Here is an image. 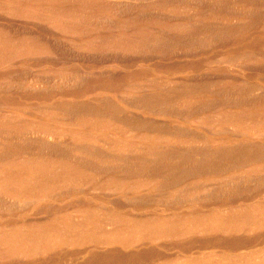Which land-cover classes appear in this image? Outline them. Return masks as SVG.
Returning <instances> with one entry per match:
<instances>
[{
  "label": "bare ground",
  "instance_id": "1",
  "mask_svg": "<svg viewBox=\"0 0 264 264\" xmlns=\"http://www.w3.org/2000/svg\"><path fill=\"white\" fill-rule=\"evenodd\" d=\"M263 32L264 0H0V214L40 215L0 261L264 264V85L151 71L263 69Z\"/></svg>",
  "mask_w": 264,
  "mask_h": 264
},
{
  "label": "rangeland",
  "instance_id": "2",
  "mask_svg": "<svg viewBox=\"0 0 264 264\" xmlns=\"http://www.w3.org/2000/svg\"><path fill=\"white\" fill-rule=\"evenodd\" d=\"M230 20V19H229ZM261 37L264 39V32L261 34ZM252 39V37H249L248 39H247V41H249V40H251ZM260 40H261V38H260ZM244 42H246V41H244ZM226 48H228V47H226ZM226 48H224V47H222V48H220L219 50L221 51H225L226 50ZM210 55H213V52H210L209 53ZM209 54H204L203 56H208ZM214 65H215V68L214 69H216L215 71H213V70H205V69H200L199 71H195V72H192V73H190V71L189 70H182V71H178V70H175V69H152L153 67L152 66H148L147 67V69H152L151 71L153 72V73H155V74H159V75H163V76H169L171 79H176L177 78V76H180V75H182V76H189L188 77V79H190V76H191V79L193 78V77H195V75L197 74V76H196V78H194V79H197V80H206L207 78V80H220V79H222V78H226V79H230V76H228L227 74H229V75H239V76H243V75H248V76H250V82H252L253 84H255V83H258V84H261V85H264V68L263 69H256V67L257 68H259V66L258 65H256V67L254 68V70L253 69H249V67H250V64L248 65V68L247 69H245V68H243V67H237L236 65L237 64H235V63H230V62H228V63H226V64H224V63H222V64H220V63H214ZM50 66H52L51 64H46V65H43L42 67H50ZM216 66H218V67H216ZM252 66V65H251ZM255 66V65H254ZM113 69H115V70H124L125 68H124V66H122V65H117V66H111ZM236 68L238 69V70H236ZM210 71V72H209ZM181 73V74H180ZM209 73H214V74H209ZM192 74V75H191ZM194 74V75H193ZM205 74V76H203ZM172 75V76H171ZM200 76H201V79H198V78H200ZM213 76V77H212ZM224 76V77H223ZM211 77H212V79H211ZM222 77V78H221ZM228 77V78H227ZM90 94H93V93H90ZM95 94H97V95H99V96H101V97H105L106 96V98H108V97H110L111 96V93H105L104 91H102V90H99V91H97ZM94 94V95H95ZM34 100H31V99H26V100H22L21 102H25V103H31L32 104V102H33ZM35 102V101H34ZM240 107V109H242L243 107L242 106H239ZM230 108V107H229ZM131 110L135 113V112H138V113H143L141 110H139V109H136V108H131ZM219 111V109L216 111L215 110V113L216 112H218ZM208 113H210V112H202V113H199V114H195V115H192V116H190V117H184V116H182V115H179V114H175V115H163V114H161V115H155V114H145V117L146 118H148V119H152V121H163V122H165V121H174L175 123H177V124H179V125H184V126H188V127H191V129H197V130H199V131H204V129L202 128V127H194V126H192L191 124H193L192 122H196V120H200L201 119V117H205L206 116V114H208ZM212 114H213V112H212ZM201 116V117H200ZM194 117H196V118H194ZM199 117V118H198ZM211 137H214V138H220V139H222V138H233V139H238V140H241V139H244V138H246V136L245 135H242V136H240V135H235V134H233V133H229V132H218V133H214V134H211L210 135ZM80 193H82V191H80ZM95 195L97 194L96 192L94 193ZM96 200H97V202L98 203H100V204H106L107 202H106V200H104V199H101L100 197H98V196H96ZM65 200L66 201H68V200H70V198H65ZM198 202V201H197ZM208 202H210L209 200H208ZM242 202V201H241ZM199 203V202H198ZM239 204H242V203H240V201L239 200H235V201H233V202H231L230 203V206H233V205H239ZM220 206H223V203H217V204H208V206H207V208L208 209H215V208H218L219 207V209H223V207L221 208ZM228 206V205H227ZM157 208H161L160 206L159 207H157ZM24 209V208H23ZM20 210V209H17V210H19L17 213H8V214H0V223L1 222H6V221H10V220H12L14 217L15 218H20V219H24L25 220V224H27V225H29V224H31V223H33V222H35V220L40 216L39 214H36V213H33V212H30V211H25V210ZM195 239V238H194ZM191 240H193V239H191ZM262 241H256L255 242V244H256V246L254 247V248H256V247H263L264 246V242L263 243H261ZM195 245V246H194ZM163 252H168V253H175V252H179V251H185V250H189L190 249V246L191 247H196V246H198L197 244H190L189 245V247H188V245H181V246H178V247H171V248H165V247H162V246H160V245H157ZM213 246V245H212ZM195 250H198V249H196V248H193V250L191 251V252H189L188 254H192V253H194V251ZM205 250H208V251H211V250H220V248L219 247H211V248H209V249H205ZM88 256V253H84V254H82V256H81V259L83 258H86ZM57 258H60L61 259V261H59V262H61V264L63 263V264H71V263H73L74 261H75V259H71V258H67L66 259V261L65 262H62V254L61 255H57ZM7 261V263H8V260H5L4 262H6ZM69 262H71V263H69ZM9 263H10V261H9ZM0 264H3V262L2 261H0ZM17 264V263H16Z\"/></svg>",
  "mask_w": 264,
  "mask_h": 264
}]
</instances>
